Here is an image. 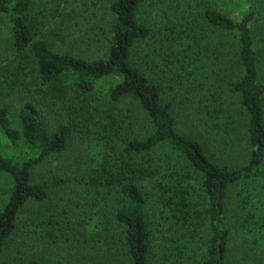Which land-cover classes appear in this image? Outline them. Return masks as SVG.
<instances>
[{
  "label": "trees",
  "instance_id": "1",
  "mask_svg": "<svg viewBox=\"0 0 264 264\" xmlns=\"http://www.w3.org/2000/svg\"><path fill=\"white\" fill-rule=\"evenodd\" d=\"M229 1L173 0L168 7L177 14L163 10L165 19L151 28L140 11L153 0H0L14 62L29 67L36 88L15 116L0 107L8 146L0 175L11 182L0 210V253L21 236L19 264H44L43 250L56 264H188L189 243L206 226L197 264H227L229 195L236 189L243 226L264 222L254 213L264 191V0H242L236 20L223 10ZM227 36L236 43H225ZM175 78L193 111L190 123L163 100V82ZM104 79L114 81L110 102H133L146 130L129 134L131 122L111 115L96 122L91 103ZM226 91L244 118V164L221 167L199 138L231 139L237 122ZM39 98L62 105L68 124L48 127ZM74 137L87 142L86 160L68 176L35 183V168L66 152ZM52 189L61 195L56 208L46 203ZM150 196L156 219L178 234H161L168 252L153 249Z\"/></svg>",
  "mask_w": 264,
  "mask_h": 264
},
{
  "label": "rangeland",
  "instance_id": "2",
  "mask_svg": "<svg viewBox=\"0 0 264 264\" xmlns=\"http://www.w3.org/2000/svg\"><path fill=\"white\" fill-rule=\"evenodd\" d=\"M157 2L158 0H153V5H151V3L144 4L140 11V20H146L151 28L159 25L165 19L166 16L162 14L163 10L167 9L171 16H175L177 14L173 7H168L173 3V0H161V2L163 3L158 5ZM180 3H184L185 5H187L189 3V0H181ZM103 5L104 3L101 4V7H103ZM193 6L194 4L192 5V7ZM178 10H180V7H178ZM223 10L228 14L229 17L236 20L237 16L245 10V6L242 0H231L227 2L226 6L223 7ZM103 13L104 9L102 8V10L99 11V16L104 15ZM9 35L10 34L5 27V24L3 22H0V70L11 64L9 70L4 75V71H0V81L5 82L4 84H0V107H7L11 113V116H15L21 104L33 97L34 90L36 88H34V86L30 84L31 79L29 75V67L25 65H18V62H14L15 56L13 54L11 45L12 41ZM223 41L227 44H231L232 42L236 43V41L231 36H227L223 39ZM142 64L143 67H145L143 62ZM167 80L163 82L165 92L163 94V100L174 102V114L178 113L183 117H186L188 123H190L193 118V111H186V107L184 106L185 102L182 101V99L185 98L184 90L179 88L177 78L171 80L170 83H168ZM113 84L114 81L110 79H104L97 83L94 92V99H92L93 101L91 103V111L94 114V119L99 123L101 121H105L104 119L107 116L111 115L109 117L114 118V121L123 120L127 125L131 122V130L129 134H140L141 130H146V128H144V126H147L146 119L138 110V107L129 100L121 102H110L109 91ZM226 94L228 95H226V100L232 104L231 106L229 105L231 114L234 116V120H236L237 122V127L235 126V130L230 137L231 139H229L228 143L226 141L217 143L213 139L206 138L205 135H202L199 138L204 146H206L208 155L221 167L244 164L242 154L240 153V145L242 143L241 136L244 135L245 131L244 118L239 111L238 99L236 95L230 94L228 91H226ZM35 100H38L41 104L40 107L45 109V122L48 127L68 124V119L69 116L71 117V115L67 110L65 111L62 105H57L55 108V106L49 105L48 102L43 98ZM107 124H109V121L107 122ZM121 125L123 126L125 124ZM86 143L87 142H85V144L81 143L78 137H74L72 141H70L66 152L55 158L46 160L41 166L35 168L33 172V181L35 183H43L45 180L51 181L53 177L60 178L70 175V171L74 169L76 170L79 167L78 166L76 168L75 163L80 160L79 164H81L82 161L84 162V160H86L85 158L88 157L86 156L87 152L85 150ZM225 144H228L230 146L229 148L231 149L225 151ZM7 150L8 146L0 136V153L5 154ZM10 187V180L6 176L0 175V210L6 202ZM245 187L246 185H244V188ZM255 187L258 186L254 184L253 188ZM50 192V197L48 199V202L46 203L52 204L54 208H56L59 202L58 199L61 197V195L60 193H56V191L53 189ZM235 192L236 189L232 194L229 195L230 199L226 205L225 227L229 235L226 256L227 264H264V222H260L259 226L257 227L243 226L242 219L240 218L235 205ZM62 196H64L65 199L67 198V195ZM72 198L73 197H71V199ZM71 199L67 200L74 203V200L72 201ZM259 199L260 200L257 202V208L255 209L254 213L258 218L260 215H262V218H264V191L261 192V196L259 197ZM149 200L148 215L150 216L149 220L150 223H152L151 229L154 234V252L157 254L161 252H168L169 250H166L165 244L168 246L169 242L164 241V237L169 239L173 236L174 238H176L178 237V234H173L168 229V223H163L161 221L159 222L156 219V215L158 214V212H156L157 208L155 205V200L152 196L149 197ZM61 206L62 203L60 202L59 207ZM74 209L75 210H73V212L78 210L76 208ZM23 223L24 220L21 221V224ZM157 223H159L158 226ZM28 226L30 227V224ZM162 233L164 235L163 238L161 235ZM199 234L201 238H198V240H196L195 242L189 243L188 253L190 256L188 264H197V261L200 259V254L205 249L202 246L201 242H206L210 237L206 226L205 229L201 230ZM18 250H23L21 236H13L8 241L4 250L0 253V264H19L21 256L18 254ZM154 261L158 262V259H154ZM42 262L44 264H56L53 258H50V254L45 250H43ZM158 264H161V261L158 262Z\"/></svg>",
  "mask_w": 264,
  "mask_h": 264
}]
</instances>
